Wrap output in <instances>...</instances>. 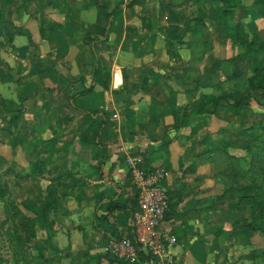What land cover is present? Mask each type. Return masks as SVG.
I'll return each mask as SVG.
<instances>
[{
	"label": "crops",
	"instance_id": "obj_1",
	"mask_svg": "<svg viewBox=\"0 0 264 264\" xmlns=\"http://www.w3.org/2000/svg\"><path fill=\"white\" fill-rule=\"evenodd\" d=\"M43 5L44 0H0V264H110L104 245L133 231V151L145 153L147 168L168 171L171 201L185 208L170 219L179 240L174 264H248L217 259L232 247L217 241L220 227L210 228L224 206H206L213 198L225 201L217 191L223 188L221 154L212 151L219 134L204 123L211 111L191 104L194 82L184 81L174 60H182V53L174 51L168 60L155 33L156 53L135 58L134 50H108L104 45L117 39L118 21L104 37L94 34L102 41L91 40V46L80 34L97 21H43ZM84 15L93 19L96 11ZM132 22L137 21L123 24ZM102 119L98 146L87 138ZM226 147L220 150L230 149L231 166L236 144ZM110 202L120 206L111 214ZM16 212L32 218L36 233L19 256L6 237L18 223ZM234 245L244 248L240 240Z\"/></svg>",
	"mask_w": 264,
	"mask_h": 264
},
{
	"label": "rangeland",
	"instance_id": "obj_2",
	"mask_svg": "<svg viewBox=\"0 0 264 264\" xmlns=\"http://www.w3.org/2000/svg\"><path fill=\"white\" fill-rule=\"evenodd\" d=\"M43 6V21H97L96 27L87 32L91 36L99 33L104 37L106 34L100 33L102 27L110 28L107 22L118 21L113 29L117 39L113 44L104 45L108 50H134L135 58L153 50L156 53L155 33L154 38L161 51L168 52V60L175 55L174 51L178 55L182 53V60L186 63L180 58L173 62L179 67L184 81L194 82L195 89L189 94L191 104L211 111L210 121L204 123L210 133L212 130L219 134L212 139V144L214 141V145H219L213 146L212 151L219 150L221 154L219 182L223 188L217 191L225 201L213 198L206 202V206H224H220L222 216L216 223L211 221L214 224L210 228L214 231V227H220L219 233L215 234L217 241L221 246L230 244L232 247L227 252L221 250L217 259L220 262H232L233 259V263H238L242 258L248 264H264V225L259 214L251 210L247 196L243 197L246 195L243 188L253 179L249 170L252 155L248 149L252 137L261 132L260 124L264 119V77H256L254 87L248 84L256 67L264 66V48L261 47L264 43V5L256 0H44ZM91 9L96 11V17L88 19L84 13ZM225 9L231 10V14ZM36 11L39 12L38 7ZM110 13L114 14L112 19L108 15ZM128 21L137 22L124 26L123 23ZM237 24L243 41L235 43L229 34ZM87 33L83 31L80 35L86 37ZM102 37L97 39L94 36L91 40L99 44ZM122 43L125 45L120 46ZM160 55H155V60H160ZM121 60L122 55L117 64ZM141 83L145 84L144 81ZM240 95L246 98L247 104L240 105L239 113H234V103ZM227 143L236 144L235 150L231 149L234 156L231 166L226 153L230 149L226 152L220 150V145L226 147ZM132 153L143 160L145 158L141 151ZM129 192L133 197L131 190ZM172 194V197L176 196L174 191ZM182 206V202L171 201L167 226L172 227L170 219L174 214L184 215ZM6 237L11 241L10 234ZM239 240L244 248L235 249L234 244H239Z\"/></svg>",
	"mask_w": 264,
	"mask_h": 264
},
{
	"label": "built area",
	"instance_id": "obj_3",
	"mask_svg": "<svg viewBox=\"0 0 264 264\" xmlns=\"http://www.w3.org/2000/svg\"><path fill=\"white\" fill-rule=\"evenodd\" d=\"M128 160L137 195L131 220L133 238L111 237L102 253L127 264H174L178 235L165 224L171 210L170 190L166 186L169 173L163 168H147L141 157ZM144 257L149 260L144 261Z\"/></svg>",
	"mask_w": 264,
	"mask_h": 264
},
{
	"label": "trees",
	"instance_id": "obj_4",
	"mask_svg": "<svg viewBox=\"0 0 264 264\" xmlns=\"http://www.w3.org/2000/svg\"><path fill=\"white\" fill-rule=\"evenodd\" d=\"M257 3H261L264 5V0H256ZM102 7V6H101ZM228 14H231V10L225 9ZM109 16L112 15V13L108 14ZM109 24L112 23V21L107 22ZM108 27H102L101 33L107 34ZM230 38L233 42H241L242 37L240 35V27L237 24L235 27V30H233L230 34ZM91 35L88 34L85 40L86 44H89L92 46L91 41ZM94 47V46H93ZM92 47V49H93ZM262 48H264V43L261 45ZM93 51H95L93 49ZM256 77H264V66L256 67L255 69V75L248 80V84L251 87L255 86V78ZM93 87L86 89L85 93L91 92ZM247 104V100L243 95H240L237 100L234 103V113H239V106L240 105ZM105 124V119H102L99 123L97 128L93 131V135L90 138H87V140L92 141L96 145L100 146V142H98V137L100 136V133L103 129V125ZM261 132L257 133L252 137L251 145L249 147V152L251 153L252 157L249 162V170L253 174V179L250 185H247L243 188V190L246 192L247 200L249 201L250 208L252 211H256L257 214H259L261 218V222L264 225V119L261 121ZM100 155L102 156V160L99 161V170L102 168L103 160L106 157V153L103 149L101 151ZM154 169V168H152ZM48 205H51V203H48ZM117 207H120L118 203H109V213H113ZM20 212H16V219H17V225L15 223L14 230L10 232L11 236V243L13 245V252L16 256H19L22 254V251H24V246L30 242L36 235L34 231V223L32 218H28L26 216L21 215L20 219L18 220V217L20 216ZM15 221V219H14ZM22 228L23 232L19 231V228ZM249 228V227H248ZM252 231L255 230L254 228H250ZM130 236L133 238V231L130 234ZM112 237H121L119 236H112ZM13 238V239H12ZM104 258L107 256L103 255ZM105 260L109 262L110 264H127L122 260H117L111 257H108ZM144 261H148L149 257H144ZM138 264V262L136 263Z\"/></svg>",
	"mask_w": 264,
	"mask_h": 264
}]
</instances>
